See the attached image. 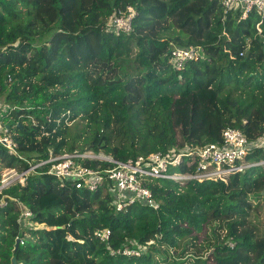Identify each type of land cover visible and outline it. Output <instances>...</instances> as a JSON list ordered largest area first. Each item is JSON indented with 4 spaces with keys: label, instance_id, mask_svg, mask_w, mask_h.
Wrapping results in <instances>:
<instances>
[{
    "label": "trees",
    "instance_id": "trees-1",
    "mask_svg": "<svg viewBox=\"0 0 264 264\" xmlns=\"http://www.w3.org/2000/svg\"><path fill=\"white\" fill-rule=\"evenodd\" d=\"M129 6L132 29L110 27ZM241 16L222 0H0V99L24 157L0 144V184L5 167L22 172L51 154L127 160L220 142L227 127L263 137L264 14ZM175 45L205 53L177 70ZM79 120L84 131H72ZM195 160L171 169L194 173ZM246 161L228 181L150 179L159 207L123 211L108 185L79 189L39 166L4 189L0 264H264V146ZM20 203L35 225H23Z\"/></svg>",
    "mask_w": 264,
    "mask_h": 264
},
{
    "label": "built area",
    "instance_id": "built-area-1",
    "mask_svg": "<svg viewBox=\"0 0 264 264\" xmlns=\"http://www.w3.org/2000/svg\"><path fill=\"white\" fill-rule=\"evenodd\" d=\"M225 13L230 10L240 8L242 18L246 19L254 9L264 14V0H222ZM136 15L133 7L129 6L128 11L122 15L112 16L108 22L115 30L132 29V19ZM259 31L261 30L258 24ZM205 53L201 45H191L188 47L173 46L171 49V63L177 70H182L190 61L200 60ZM12 110L10 106L0 99V144L4 146L9 154L24 159L19 151V144L14 138L11 126L5 121V116ZM264 146V138L250 141L245 132L237 127H227L223 130L220 142L209 143L202 147L186 146L180 149H172L167 152L157 151L147 156L140 155L136 158L118 160L110 155L96 154L88 152H63L51 154L48 158L32 165L30 168L17 173L16 168L5 167L0 184V207H5L9 203L10 197L4 193V189L16 181L24 184L26 175L34 171L39 166H47L48 174H51L63 183H71L76 188L96 191L108 185L114 195L117 210L123 211L130 205L137 202L146 203L157 209L159 202L155 199L152 190L146 185L150 179L161 178L184 183L189 179L196 180H224L246 168L254 165L246 161V155L253 146ZM99 159L111 163L112 166L105 168L91 167L83 163L84 159ZM196 171L179 172L172 171L183 163L184 159H193ZM82 161V162H81ZM16 169V170H15ZM12 173H16V178H11ZM20 205L22 222H28V218L33 216L31 210ZM110 230L98 231V236L107 241ZM21 244H25V237H18ZM121 250L113 251L112 254L121 253ZM126 255H139L140 249L125 248Z\"/></svg>",
    "mask_w": 264,
    "mask_h": 264
},
{
    "label": "rangeland",
    "instance_id": "rangeland-1",
    "mask_svg": "<svg viewBox=\"0 0 264 264\" xmlns=\"http://www.w3.org/2000/svg\"><path fill=\"white\" fill-rule=\"evenodd\" d=\"M85 122L84 121H82V120H79V121H77V122H75L74 124H73V126H72V131H80V132H83L84 131V127H85ZM263 138H264V136L262 137V140H263ZM100 154H102V155H106L105 153H100ZM5 169V168H4ZM4 169L3 170H1L2 171V175H3V173H4ZM16 170V169H15ZM17 171V173L18 174H20L21 172H20V170H16ZM12 175V177L11 178H16V173H12L11 174ZM20 181H22V180H20ZM25 181H26V179L24 180V183H25ZM19 205V204H18ZM22 206V205H21ZM19 208H20V205H19ZM259 215L262 217L263 216V210H260L259 211ZM25 222V221H24ZM23 222V225H25V226H31L32 224L33 225H35L33 222H30V221H28L27 223H24ZM53 264H58L56 261H54V263Z\"/></svg>",
    "mask_w": 264,
    "mask_h": 264
},
{
    "label": "water",
    "instance_id": "water-1",
    "mask_svg": "<svg viewBox=\"0 0 264 264\" xmlns=\"http://www.w3.org/2000/svg\"><path fill=\"white\" fill-rule=\"evenodd\" d=\"M19 243H20V240H19V239H17V241H16V247H18V246H19ZM13 261H14V263H16V258H13Z\"/></svg>",
    "mask_w": 264,
    "mask_h": 264
}]
</instances>
